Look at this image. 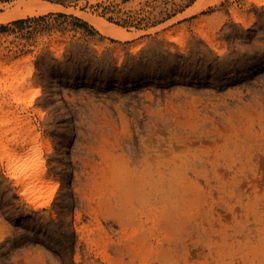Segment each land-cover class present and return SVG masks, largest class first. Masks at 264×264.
Returning a JSON list of instances; mask_svg holds the SVG:
<instances>
[{"label": "rangeland", "instance_id": "374dc122", "mask_svg": "<svg viewBox=\"0 0 264 264\" xmlns=\"http://www.w3.org/2000/svg\"><path fill=\"white\" fill-rule=\"evenodd\" d=\"M46 1L0 22V135L50 179L0 160V264H264V0Z\"/></svg>", "mask_w": 264, "mask_h": 264}, {"label": "bare ground", "instance_id": "6f19581e", "mask_svg": "<svg viewBox=\"0 0 264 264\" xmlns=\"http://www.w3.org/2000/svg\"><path fill=\"white\" fill-rule=\"evenodd\" d=\"M210 3L214 2L209 0ZM208 0H198L196 4L194 3L192 7L190 6L188 11H185V14H191L194 13V11H197L209 3ZM218 3V0H216ZM220 2V1H219ZM215 3V2H214ZM216 4V3H215ZM60 4L52 3L50 1L46 0H16L12 2L11 4H3L0 3V7L5 6L6 11H3L0 13V22H8L13 19L27 17L29 15L34 14H40L45 13L50 10L54 9H62L65 8ZM66 9V8H65ZM63 10V9H62ZM77 13V12H76ZM85 18H88L92 22H94L103 32L108 33L110 35L119 37V38H131L134 35V32H129L122 26L116 25L115 23H110L104 18H98L92 14L85 13L83 11H79L78 13ZM184 14V13H183ZM182 14V16H184ZM236 18L238 19L239 16L236 15ZM139 34V33H137ZM24 61V59H18L14 62V64L18 63L21 64ZM1 69H11L10 65L7 61H4L0 63ZM8 70V71H9ZM31 76V72L29 71L28 74L20 76V74H16L14 79L11 81V85L17 81L19 84L14 87V92L16 95H20V85L24 83L26 80L29 79ZM21 97V96H19ZM8 118L3 117L0 123L8 121ZM27 142V136H22V138L17 140V143L10 142V139L8 141L5 140V135H0V151L1 161H7L6 166L8 169V172L10 173V177L14 178L16 180V184L21 186L20 193L27 195L28 200H30L32 203H34L36 206L38 195L34 196V192L38 189L40 192V188L42 187V183L45 181H49L50 179L47 176L46 172V164L45 161L42 158L38 157H32L28 156L25 158V155L21 152L20 147H22ZM31 143H36V138H31ZM40 157V156H39Z\"/></svg>", "mask_w": 264, "mask_h": 264}]
</instances>
